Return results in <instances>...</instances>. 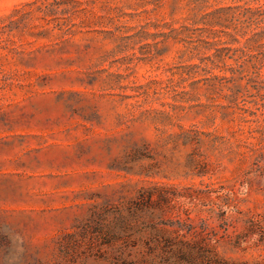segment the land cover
I'll return each mask as SVG.
<instances>
[{
    "label": "rangeland",
    "instance_id": "rangeland-1",
    "mask_svg": "<svg viewBox=\"0 0 264 264\" xmlns=\"http://www.w3.org/2000/svg\"><path fill=\"white\" fill-rule=\"evenodd\" d=\"M0 264H264V0H0Z\"/></svg>",
    "mask_w": 264,
    "mask_h": 264
}]
</instances>
